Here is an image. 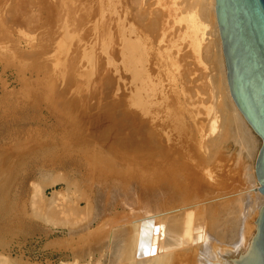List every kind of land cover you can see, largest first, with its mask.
<instances>
[{
	"label": "bare ground",
	"instance_id": "6f19581e",
	"mask_svg": "<svg viewBox=\"0 0 264 264\" xmlns=\"http://www.w3.org/2000/svg\"><path fill=\"white\" fill-rule=\"evenodd\" d=\"M20 20L23 31L14 25ZM13 25L28 49L21 57L30 60L28 76L39 84L31 92L19 77L27 89L17 94L30 91L28 107L39 105L41 115L18 116L16 102L5 104L12 113L0 112V138L34 140L35 169L57 171L47 185L61 187L49 197L31 184L28 216L64 230L53 242L69 254L61 264H237L252 257L264 196L253 167L231 163L223 150L231 142L252 159L259 138L228 92L214 0H0V33ZM35 31L43 35L38 42ZM7 212L0 221L17 223ZM8 261L0 256V264Z\"/></svg>",
	"mask_w": 264,
	"mask_h": 264
},
{
	"label": "rangeland",
	"instance_id": "374dc122",
	"mask_svg": "<svg viewBox=\"0 0 264 264\" xmlns=\"http://www.w3.org/2000/svg\"><path fill=\"white\" fill-rule=\"evenodd\" d=\"M35 13H34L35 14L34 15L35 18L36 17L38 18L41 15H44L43 13H38V14H37V12H35ZM21 18L23 19V17H20L19 19H21ZM39 19L40 18H38L39 22L40 21H42L41 23L45 22V18H43L44 20H39ZM15 21H16V18H15ZM23 23H24V25H20V24H23ZM41 23H39V24H41ZM17 24L18 25H16V24H14V25L17 26L19 29L22 26L21 31H23V29L26 28V25H27L22 20H20V22L18 21ZM44 25H45V23H44ZM44 25H43L42 28H44ZM13 26L11 27L12 30L11 29L8 30L9 32L5 31L6 32L5 33V32L2 31L0 33L2 35L1 39L3 40V37H4L5 39L3 41H5V40L8 41V42H5V45L7 46V53H5L3 55L0 54V57L2 58V59L0 58V83H1L0 84V95H1L0 96V112L1 113L2 112L12 113V111L10 109L12 108L14 103L16 102L15 105L13 106V108H12L13 113H16V110H17L16 114L18 116H24V115L27 116L28 115L27 117H33L34 118L37 115L36 117H39L41 115L40 114L41 113V107L39 105H36L37 107L34 105V107H32V108L28 107V106H30V104L28 102L31 103V101H29V99L30 100L33 99L32 96H30V95H32V93L30 94V91L33 89L34 86H35L34 89L37 90L39 86H37V84H38L37 82L35 83V85H33L34 84L33 82L36 81V80L33 81V79H32V78H34V76L33 77L32 76L31 77L28 76L29 71L27 70V67H28L27 65H29L30 60H29V62L24 60L26 58L25 51H27L28 49H26V48H24L22 46L23 43H22V45L20 44L21 43L20 41H22L21 37L23 35L21 33H19V32L17 33V30H16L17 27L14 26V28H13ZM175 28L177 29V27H175ZM36 30H38V29H36ZM42 30L43 29H41V31ZM39 31H35L34 32V34H35L34 36L37 39V42H38V38L41 39L43 37V35H42V37H40L41 35L37 34V36H39L37 38L36 33H39ZM11 32H12V34H11ZM19 34H20V38L17 37V36H19ZM3 35H5V36H3ZM10 37H11V42L12 43L9 42V40H7V39H10ZM36 39L34 41L35 44L37 43ZM40 39H39V42H41ZM7 43L9 44V46H8ZM14 45H16V46H14ZM92 45L94 46V48H93L94 51H97V47H98L97 41L95 43H93ZM11 46H12V48H8V47H11ZM16 49H18V50H16ZM36 49H37V46H34L32 48V50H36ZM22 51H24V52H22ZM55 51H57V52H54V54L56 56H58V57H61V55L63 53L62 48L58 47V49L55 50ZM12 52L15 55L12 54ZM21 52L24 53V54H22ZM6 54H8V56ZM18 54H20L18 56V58H15V57H17ZM23 55H24V57H22ZM21 57L24 58V59H22ZM18 59L21 62H18L19 61ZM11 60H12V62H10ZM4 61H6L7 64ZM13 61L14 62L16 61L15 64L13 63ZM8 63H11V64L9 65ZM17 65H19L20 67L17 68L18 67ZM11 66L13 68H11ZM24 68L28 71V73H27V71ZM207 68H208V66H207ZM18 70H20L21 75H24L23 77H21V75H20ZM91 71H92V69H88L86 74L83 75V77L81 76V79L83 78L82 82H81V86L82 87L85 86V81L87 80V78L91 77ZM87 73H89V75H87ZM16 75H18V76H16ZM32 75H34V73ZM27 76H28V78H27ZM17 78H19V79L22 78V80H24L26 82V84H28V85H25V86L23 85L24 87H28V90H30L32 88L30 91H28V90L26 91L25 90V92H28L27 94H25L23 92L24 90L19 91V93L17 94L18 90L24 88L21 85L22 83H20L21 80L19 81V80H17ZM29 78H31V79H29ZM28 79L32 81V84L30 83V81H27ZM6 83H8V84H6ZM29 85L30 86L32 85V86L29 87ZM21 86L23 88H21ZM24 89H27V88H24ZM8 90L11 92V94L9 93ZM35 90H33L31 92H34ZM8 93H9V97L10 98L8 96H6V95H8ZM13 93H15V94H13ZM16 94H17V97H16ZM18 95H21V96H18ZM14 96L16 97V99H15ZM4 97H5V99H4ZM2 99L5 100L6 103ZM9 101H12V102H9ZM17 101H19V102H17ZM12 103H13V105H12ZM2 104H4V105H2ZM5 104H7V105L10 104V105H8V107H11V108H8L7 105H5ZM16 105H17L18 108L15 107ZM20 107H21V109H19ZM22 108H24V110ZM27 108L30 109L29 112H26V111H28ZM37 108H39V109H37ZM37 110L38 111L40 110V112H38ZM92 111L95 113L97 110L95 111V109H93ZM92 111H90V112H92ZM30 112L31 113L33 112L36 115L32 113V115H34V116H31ZM36 117H35V119H37ZM80 119H79V121H80ZM87 121H88V119L86 117L83 120L80 121V122H82V124H84V125H82V127L85 126V125H87V126L89 125ZM32 126H34V128H35L36 125L33 124ZM38 126L40 128L44 129V125H42V124H38ZM12 129H17V128L16 127H12ZM42 137L43 136L41 135L39 138H37V140H39V141L43 140ZM23 138L24 137H22L20 140H18L16 142H13V144H12V142H8L6 138H3L5 140L0 138V140H1L0 141V163H1L0 164V167H1V169H0L1 170L0 171V212L3 211L2 213H0V215L5 213L6 209H7L8 212H10V215L13 218L17 219L16 222L18 223V224L15 223V222L14 223H12V222L8 223L9 221L6 220V219H4V221H0V228H1L0 229V256H5V257L8 258L9 261L7 262V264H12V263L13 264H61L63 261L69 260L68 259L69 258V254H68V252L66 250H57L55 248V246H54V243L57 242V240L59 241V240H61V238H63L64 230L60 229V228H56V229L55 228H50L49 226H46V225L44 226V224L41 222V220L38 221L39 219H36L31 214H30L31 217H30V215L28 216V213L32 212L29 209V207H28V206H30L29 205L30 204V194H31V188H32L31 184H37L39 186L45 187L44 188V190H45L44 193L48 197L50 195V192H52L55 189L58 190L61 187V184L57 183V184H54L52 186H49L50 182L54 178L53 176L56 175L55 173L57 171H54L52 168H46V170L45 169L36 170L37 169V165H38V159H37V157H35L36 155L34 156L32 153L28 152V150L30 148H36V146L34 144L35 142H34V140H32L33 142H31V141H27V140H25ZM23 140H25L26 143H28L27 146L21 144V143L25 142ZM259 143H260L259 140H257L256 141L257 145H256V149H255V152H254L255 155H256ZM16 146H18V147H16ZM13 148L16 149V150H13ZM223 151H225V154L228 156V159L230 160V162L232 161L231 163L235 164V160H236L239 163L242 162V163H240V165H243V167H246V166H244L246 164H247L248 167L249 166L253 167L255 155L253 154L252 159L247 158V156H245L246 154L243 151L240 153V150H239L238 146L235 145L234 143L230 142L224 148ZM237 152H239V153H237ZM234 158H235V160H234ZM238 158H239L240 161L238 160ZM8 161H10V162H8ZM30 167L33 168V169L36 168L35 171L33 172L34 174L32 173L33 175L28 173V169ZM3 169H4V171H3ZM48 170L50 172H48ZM24 172L27 173V174H25ZM43 172H45L44 173L45 175L43 174ZM52 172H54V173H52ZM42 174H43V176H42ZM43 183H44V185H43ZM47 183H49V184L47 185ZM12 201H14V202H12ZM2 203H4V204H2ZM26 203H28V204H26ZM1 204H2V206H1ZM4 207H6V208H4ZM18 209H20V210H18ZM27 209H29V210H27ZM15 211H16V213H15ZM13 212H14V214H13ZM17 213H19V216H16V215H18ZM23 213H25L27 216L24 215ZM28 217H30V218H28ZM26 218L28 219V221H27ZM21 221H22V223H21ZM5 222H6V224H5ZM4 228L7 229V230H5ZM28 228H31L30 231H29Z\"/></svg>",
	"mask_w": 264,
	"mask_h": 264
},
{
	"label": "water",
	"instance_id": "95a60500",
	"mask_svg": "<svg viewBox=\"0 0 264 264\" xmlns=\"http://www.w3.org/2000/svg\"><path fill=\"white\" fill-rule=\"evenodd\" d=\"M214 16L230 98L260 141L253 169L264 196V0H214ZM255 224L253 255L237 264H264V204Z\"/></svg>",
	"mask_w": 264,
	"mask_h": 264
}]
</instances>
